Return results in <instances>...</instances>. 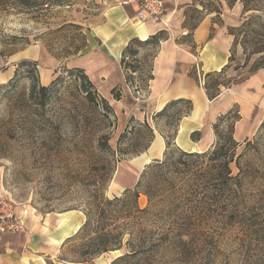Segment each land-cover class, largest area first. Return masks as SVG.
<instances>
[{"label": "rangeland", "instance_id": "rangeland-1", "mask_svg": "<svg viewBox=\"0 0 264 264\" xmlns=\"http://www.w3.org/2000/svg\"><path fill=\"white\" fill-rule=\"evenodd\" d=\"M164 1L168 11L183 13L181 25L188 36L181 37V42L190 44L191 27L207 13L213 14V22L221 23L219 14L223 7L220 0H186L187 7L181 4L183 1ZM236 1L225 0V3L231 6ZM117 3L118 0H0V202L11 206L22 224L20 216L26 219L49 216L55 221L60 214L72 212L74 222L80 224L78 231L94 198L100 194L108 200L121 197L125 187L132 189L135 186L148 165L137 170L132 160L150 146V136L143 123L153 128L166 143L176 135L179 122L187 116L188 104L181 102L169 106L162 115L152 119L149 116L147 121L145 116L143 120L139 113L144 111L145 104L138 103L133 113L128 112L127 106L114 107L97 93L88 79H83L85 73L82 70L67 66V59L86 46L83 32L88 25ZM244 37L252 45L253 34L247 33ZM248 48L250 51L251 47ZM132 50L133 55L128 54L122 64L125 76L129 78L125 80L130 89L128 100L134 98L142 102L145 100L142 97H147L150 62L155 49L137 43ZM231 50L234 59L243 55L239 45ZM254 60L258 57L252 56L249 66ZM21 61L36 62L37 70L33 71L28 64L19 65L13 83L4 86L14 76L16 65ZM42 71L48 73L46 84L40 80ZM247 71L245 68L241 76ZM195 74L201 87L202 78L211 80L201 75L199 81L197 72ZM32 85H37L33 94L30 92ZM40 87L46 89L40 90ZM111 95L109 99H119L120 90H114ZM240 144L238 153L245 155L243 167L254 168L246 170L252 178L248 179L252 184H245L244 188L248 194L247 202L250 196L256 195L250 206L258 208L259 192L264 191V133L251 138L249 144ZM175 148L174 144L163 150L170 162L176 159ZM155 160L162 161L163 155ZM160 182L157 178L144 180L142 192L162 194L158 198V210L163 214L168 213L170 204L177 206L176 211L180 210L182 204L190 200H186L185 190L189 186L195 188L192 181L182 184L179 175L175 177V184ZM114 185L123 189L118 196H114ZM137 205L140 209L147 207L148 200L143 194ZM198 208L195 224L199 229L192 233L191 243L185 247H163L158 261L153 264H264V220L260 218L264 209H257L256 217L242 220L238 216L229 221ZM138 221L147 223L142 218ZM166 223L167 218L160 221L161 226ZM52 224L47 229L51 230ZM24 231L25 224L21 232L0 234L18 236ZM87 238L84 233L77 240H65L57 248L54 261L60 264H110L125 252L124 249L108 252L92 261L78 263L81 244Z\"/></svg>", "mask_w": 264, "mask_h": 264}, {"label": "crops", "instance_id": "crops-1", "mask_svg": "<svg viewBox=\"0 0 264 264\" xmlns=\"http://www.w3.org/2000/svg\"><path fill=\"white\" fill-rule=\"evenodd\" d=\"M118 1L102 12L93 24L88 25L83 32L86 46L67 59V66L82 70L97 93L114 107L127 106L128 112L133 113L138 103L145 104L144 111L139 114L143 120L146 116V121L149 116L150 119L155 117L170 101H190L192 110L179 122L173 141L182 151L200 153L208 150L214 142L213 125L230 110H236L239 116L234 123L233 139L243 143L253 138L264 123V69L249 76H241L245 69L235 67L242 66L243 55L234 59L226 75L229 73L231 77H228L236 82L222 90L212 101L207 99L203 88L190 76V72H197L201 81V75L218 72L229 64L233 37L227 28L235 27L240 22L242 5L239 0L231 6H227L225 0H220L223 7L219 14L221 23L213 22L211 13L204 15L189 32L190 44L179 41L181 37L188 36L187 30L181 25L184 18L182 11H168L164 0H161V16L144 22L134 18L136 4L122 5L126 0ZM178 1H183L181 4L184 7L188 6L185 5L186 0ZM202 11H205L204 6ZM158 32H163L164 38L159 41L151 58L147 97H142L145 99L142 102L134 98L129 101L130 89L121 64L122 54L131 40L145 42ZM40 80L43 84L48 82L47 71L41 72ZM117 89L120 90V98L109 99L111 92ZM194 132L200 133L197 141L190 138ZM164 148L163 138L154 132L147 151L132 158L136 164L134 167L142 170L152 160L160 159ZM115 187L114 196H118L123 189L120 185ZM73 215L72 212L60 214L55 221L49 216H30L28 219L20 216L25 224L23 233L18 236L0 234V264H60L54 261L57 248L73 236L80 226L74 222ZM51 223L54 224L53 228L47 229Z\"/></svg>", "mask_w": 264, "mask_h": 264}, {"label": "trees", "instance_id": "trees-1", "mask_svg": "<svg viewBox=\"0 0 264 264\" xmlns=\"http://www.w3.org/2000/svg\"><path fill=\"white\" fill-rule=\"evenodd\" d=\"M239 1L242 4L240 24L237 27L227 28V31L233 37L232 49L239 45L244 55L242 66H236L235 69L248 68L247 76H249L259 69H264V0ZM195 27L196 25L192 26L191 31ZM254 28L256 29L251 30ZM247 33L253 34L252 45H249L248 40L244 37ZM163 35V32H158L145 42H140L137 39L131 40L122 54L121 64H125V58L128 54L133 55L132 49L135 44L139 43L141 46L151 45L155 49L159 41L164 38ZM239 36L241 40H239ZM248 47H251L250 51ZM79 51L77 50L75 55ZM252 56H257L258 60H254L249 66ZM233 60L234 54L231 50L228 65L218 72L204 75L206 79H211L204 80L202 84L209 101L215 99L222 90L229 88L231 84L236 82L226 75ZM22 64L30 65L33 71L37 70L36 62L21 61L16 65L17 69L14 76L4 86L9 87L13 83L19 72L18 66ZM190 76L197 82L195 72H191ZM85 78L88 79L86 75L83 76V79ZM150 78L151 75L148 80ZM128 79L125 76V80ZM36 86H31V94L34 93ZM39 89L45 90L46 88L40 87ZM104 101L102 100V102ZM181 102L188 104L185 113V115H188L192 110V105L190 101L183 99L168 102L157 115H162L169 106ZM238 118L236 110H230L218 118L213 125L215 139L208 150L192 153L175 148L176 150L173 152L176 159L172 162L169 161L170 157L165 151L163 160H153L148 164L139 176L135 186L132 189H125L121 197L108 200L100 194L94 198L93 203L89 204V212L85 213V222L77 233L71 237L73 240H77L84 233L88 237L81 244V259L78 263L89 262L102 254L124 249V254L114 259L110 264H153V262L158 261V254L163 247L167 245L185 247L191 243L192 233L195 229H199L195 224V211L198 207L199 211L204 210L217 214L215 216L226 218L229 221L238 216L242 220L258 216L257 211L264 209V191L259 192V207H251L250 201L256 195L250 196L248 203V194L244 191V188L245 184H252V182H248V179L252 180V178L246 170H254V168L250 165L243 167L242 160L245 155L238 153L241 144L233 139L234 123ZM222 124L225 126L222 127ZM143 126L149 133L151 141L148 145H150L154 138V130L147 123H143ZM263 133L264 123L260 125L253 138ZM174 135L170 141H166V148L174 145ZM199 136V132H194L190 135V138L192 141H197ZM244 143L249 144V140ZM147 148L148 146L144 148V151ZM176 175L180 176L182 184L194 182L195 188L189 186L185 190L186 200H190L186 201V204H182L180 210L176 211L177 206L174 207L173 204H170L168 213L163 214L158 210L160 203L158 198L162 194L156 195L154 191L148 190L142 192V184L148 178H151V180L157 178L161 181L159 184H175ZM141 194L148 200V205L144 209H140L137 205V200ZM192 204H195V206L193 205V207ZM253 212L256 213L251 215ZM141 218L145 219L147 223L139 222L138 220ZM163 218H167L166 226L160 225ZM260 218L264 220V215ZM126 236L128 238L124 242ZM71 238H69L70 242L72 241Z\"/></svg>", "mask_w": 264, "mask_h": 264}, {"label": "built area", "instance_id": "built-area-1", "mask_svg": "<svg viewBox=\"0 0 264 264\" xmlns=\"http://www.w3.org/2000/svg\"><path fill=\"white\" fill-rule=\"evenodd\" d=\"M136 4L135 20L144 22L159 18L163 4L160 0H126L122 5ZM23 231V224L16 219L11 206L0 202V233H17Z\"/></svg>", "mask_w": 264, "mask_h": 264}, {"label": "bare ground", "instance_id": "bare-ground-1", "mask_svg": "<svg viewBox=\"0 0 264 264\" xmlns=\"http://www.w3.org/2000/svg\"><path fill=\"white\" fill-rule=\"evenodd\" d=\"M116 184V183H115Z\"/></svg>", "mask_w": 264, "mask_h": 264}]
</instances>
